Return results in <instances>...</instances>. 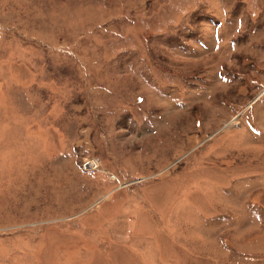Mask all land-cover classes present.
I'll use <instances>...</instances> for the list:
<instances>
[{
    "label": "rangeland",
    "instance_id": "obj_1",
    "mask_svg": "<svg viewBox=\"0 0 264 264\" xmlns=\"http://www.w3.org/2000/svg\"><path fill=\"white\" fill-rule=\"evenodd\" d=\"M0 264H264V0H0Z\"/></svg>",
    "mask_w": 264,
    "mask_h": 264
},
{
    "label": "built area",
    "instance_id": "obj_2",
    "mask_svg": "<svg viewBox=\"0 0 264 264\" xmlns=\"http://www.w3.org/2000/svg\"><path fill=\"white\" fill-rule=\"evenodd\" d=\"M88 164H89L90 167H92V164H93V166H96L94 162L92 164H91V162L88 163Z\"/></svg>",
    "mask_w": 264,
    "mask_h": 264
}]
</instances>
